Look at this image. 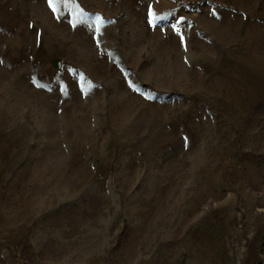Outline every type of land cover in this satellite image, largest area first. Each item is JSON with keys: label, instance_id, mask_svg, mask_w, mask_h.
<instances>
[{"label": "rangeland", "instance_id": "rangeland-1", "mask_svg": "<svg viewBox=\"0 0 264 264\" xmlns=\"http://www.w3.org/2000/svg\"><path fill=\"white\" fill-rule=\"evenodd\" d=\"M58 8L0 0V264H264V0Z\"/></svg>", "mask_w": 264, "mask_h": 264}, {"label": "snow or ice", "instance_id": "snow-or-ice-1", "mask_svg": "<svg viewBox=\"0 0 264 264\" xmlns=\"http://www.w3.org/2000/svg\"><path fill=\"white\" fill-rule=\"evenodd\" d=\"M47 6L52 10V12L58 13V11L60 10L58 8V4H63L64 6H67V4L69 3V0H46ZM150 15H155L153 12H151L150 9ZM88 17V14L84 12L83 9L80 10V23H86V18ZM60 16H57V19H60ZM114 21H105L104 17L102 16H95L94 18H91V23L88 25L90 27H94L95 29V34L97 35V37H99L100 35H102V31H101V27L105 24V23H113ZM72 26L75 28L77 27V22L73 21ZM155 26V25H154ZM175 27V26H173ZM181 39L183 40V36L181 35ZM97 45L99 46V39H97ZM0 63H3L2 60H0ZM187 139V138H185Z\"/></svg>", "mask_w": 264, "mask_h": 264}]
</instances>
